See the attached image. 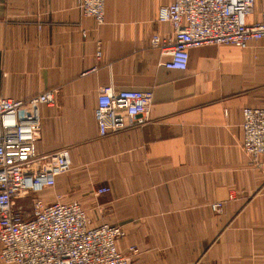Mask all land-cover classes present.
Wrapping results in <instances>:
<instances>
[{
  "label": "crops",
  "instance_id": "obj_1",
  "mask_svg": "<svg viewBox=\"0 0 264 264\" xmlns=\"http://www.w3.org/2000/svg\"><path fill=\"white\" fill-rule=\"evenodd\" d=\"M167 4L106 0L99 25L78 0H0V98L56 90L37 151L68 150L72 169L41 197L80 203L94 227H121L116 246L137 247L133 264H264V156L256 165L241 147L243 110L264 108V39L193 49L186 72L169 70L150 46L172 32L158 22ZM108 86L153 91L150 120L100 137Z\"/></svg>",
  "mask_w": 264,
  "mask_h": 264
},
{
  "label": "built area",
  "instance_id": "obj_2",
  "mask_svg": "<svg viewBox=\"0 0 264 264\" xmlns=\"http://www.w3.org/2000/svg\"><path fill=\"white\" fill-rule=\"evenodd\" d=\"M257 0H168L159 23L172 32L154 35L151 48L168 57L164 66L186 72L191 51L207 46L243 50L264 39V6L260 20ZM85 17L105 22L106 0H78ZM97 57H101L98 52ZM153 91L102 89L95 118L100 137L116 134L150 120ZM56 105V90L31 99L0 98V261L4 264H133L139 252L120 253L116 242L126 236L121 227L91 218L78 202L57 196L47 203L41 195L53 189L56 178L71 171L70 153L63 149L40 155L37 142L42 128L41 108ZM241 147L254 164L264 156V108L243 110ZM103 187L98 195L109 193ZM219 205H213L217 211Z\"/></svg>",
  "mask_w": 264,
  "mask_h": 264
}]
</instances>
